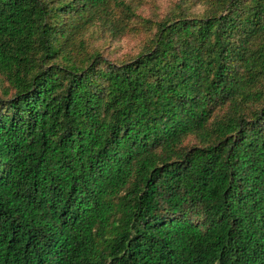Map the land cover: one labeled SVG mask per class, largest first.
I'll return each mask as SVG.
<instances>
[{
    "label": "trees",
    "instance_id": "trees-1",
    "mask_svg": "<svg viewBox=\"0 0 264 264\" xmlns=\"http://www.w3.org/2000/svg\"><path fill=\"white\" fill-rule=\"evenodd\" d=\"M0 264H264V0H0Z\"/></svg>",
    "mask_w": 264,
    "mask_h": 264
}]
</instances>
